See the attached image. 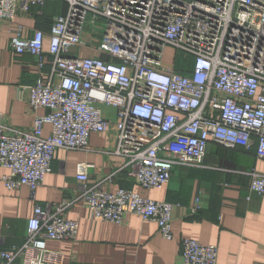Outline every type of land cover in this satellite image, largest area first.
<instances>
[{"label": "built area", "instance_id": "obj_1", "mask_svg": "<svg viewBox=\"0 0 264 264\" xmlns=\"http://www.w3.org/2000/svg\"><path fill=\"white\" fill-rule=\"evenodd\" d=\"M50 1L0 0L13 52L37 63L35 82L22 92L33 111L49 110L21 129L0 112V166L8 170L0 182L7 188L35 192L57 150H88L92 133H110L106 152L122 156L119 170L146 189L162 188L177 166H204L210 140L264 158V0H55L65 10L48 28L19 20L34 14L42 22ZM89 16L103 31L88 27ZM168 48L174 53L166 65ZM103 106L115 109V122ZM91 166L80 163L77 179L95 219L121 225L133 213L174 238L176 204L91 184ZM244 173L247 198L264 195V174ZM74 203H37L22 245L6 247L0 237V264H63L64 254L47 243L78 237L79 221L65 215ZM218 256L217 244L181 239V264H218Z\"/></svg>", "mask_w": 264, "mask_h": 264}, {"label": "crops", "instance_id": "obj_2", "mask_svg": "<svg viewBox=\"0 0 264 264\" xmlns=\"http://www.w3.org/2000/svg\"><path fill=\"white\" fill-rule=\"evenodd\" d=\"M57 7V1H50L47 13L63 12ZM19 20L30 26L40 24L34 14ZM11 29L10 23L0 22V112L11 126L21 129L32 127L36 116L49 110L33 111L27 92H22V86L35 82L37 63L32 55L13 52ZM106 110L115 122V113ZM43 133H51L50 124L43 127ZM109 146L110 133L103 132L91 134L88 150L58 149L52 171L33 193L26 185L9 189L0 182V237L5 240L4 246L25 242L28 221L37 203L45 205L66 198L75 201L65 215L79 221L78 237L47 243L50 249L64 254L63 264H181V239L185 237L217 244L218 264H264V195L247 198L249 176L244 173L255 168L264 174V158L257 156L256 149L230 148L210 140L204 166H177L162 188L146 189L119 170L125 159L107 153ZM84 162L92 164L88 171L91 184L104 181L107 191L124 187L145 198L176 204L174 238L165 239L155 222L133 213L126 215L121 225L95 219L80 199L77 175L79 164ZM0 173L8 170L0 166Z\"/></svg>", "mask_w": 264, "mask_h": 264}, {"label": "rangeland", "instance_id": "obj_3", "mask_svg": "<svg viewBox=\"0 0 264 264\" xmlns=\"http://www.w3.org/2000/svg\"><path fill=\"white\" fill-rule=\"evenodd\" d=\"M57 13V12H56ZM87 25H88V27H90L92 30H94L95 32H101V31H103V22H96V21H94V19L92 18V16H89V18H88V21H87ZM173 50H172V48H168L167 50H166V53H165V55H166V58H165V64L166 65H169L170 64V61H171V58H172V55H173ZM106 109H109L110 110V114L112 113V112H114L115 113V115H116V112H115V109L114 108H112V107H109V106H103L102 107V110H103V113H104V115L106 116V117H108L107 115H108V110H106ZM113 114V113H112ZM109 118V117H108Z\"/></svg>", "mask_w": 264, "mask_h": 264}, {"label": "trees", "instance_id": "obj_4", "mask_svg": "<svg viewBox=\"0 0 264 264\" xmlns=\"http://www.w3.org/2000/svg\"><path fill=\"white\" fill-rule=\"evenodd\" d=\"M54 1H55V0H54ZM57 8H58V7H57ZM58 9L60 10V8H58ZM62 10L64 11L65 8H62ZM57 11H58V10H57ZM53 15H54V14H49V13H47L46 17L43 19L42 22L39 20L40 25H42L43 27L48 28L49 25H50L51 18H52ZM178 67H179V69H180L181 67L183 68V64H182V63H179V64H178Z\"/></svg>", "mask_w": 264, "mask_h": 264}]
</instances>
